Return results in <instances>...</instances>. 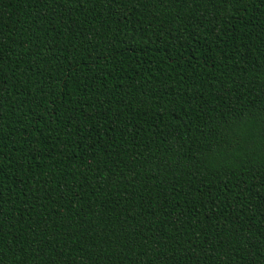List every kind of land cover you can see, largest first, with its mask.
I'll return each mask as SVG.
<instances>
[{"label":"trees","instance_id":"obj_1","mask_svg":"<svg viewBox=\"0 0 264 264\" xmlns=\"http://www.w3.org/2000/svg\"><path fill=\"white\" fill-rule=\"evenodd\" d=\"M0 264H264V0H0Z\"/></svg>","mask_w":264,"mask_h":264}]
</instances>
